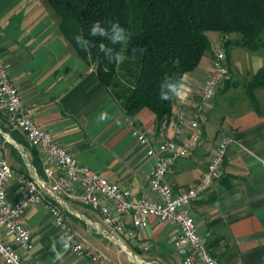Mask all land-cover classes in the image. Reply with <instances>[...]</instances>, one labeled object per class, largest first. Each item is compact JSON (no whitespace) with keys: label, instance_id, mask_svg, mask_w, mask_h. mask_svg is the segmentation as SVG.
<instances>
[{"label":"crops","instance_id":"1","mask_svg":"<svg viewBox=\"0 0 264 264\" xmlns=\"http://www.w3.org/2000/svg\"><path fill=\"white\" fill-rule=\"evenodd\" d=\"M59 24L60 18L48 0H0V59L10 65L9 77L22 103L33 108L32 120L80 164L131 190L135 197H152L149 175L155 161L146 155L148 146L139 144L131 130H138L157 148L159 130L154 115L143 109L134 117L124 116L109 90L99 84L94 66L77 56ZM212 34L210 52L204 54L193 72L183 76V95L177 97L172 110L181 111L185 118V131L178 143L188 136L191 113L210 72L213 47L223 39L220 33ZM234 51L238 48H231L226 60L228 77L200 116L199 142L188 157L169 167L165 179L174 192L192 187L211 161L219 140L233 135L237 143L228 147L218 174L205 194L191 205L190 213L203 243L214 241L212 251L219 264H264V88L253 92L256 111L241 81H248L264 66V51L238 52L233 62L230 57ZM226 80H230L228 85L234 84L224 91ZM234 87L242 89L240 99L233 95L220 99ZM217 107L218 116L214 112ZM102 114H106L104 119L100 118ZM0 127L11 141L5 148V158L13 171L6 198L13 204L21 198L18 179L34 175L26 163L33 167L38 180L44 175L38 152L23 135L7 130L1 116ZM164 136L172 139L169 131ZM81 195L82 191L75 188L73 197H62L59 206L77 236L112 264H134L116 244L96 231L95 224L106 228L99 214L80 202ZM47 200L24 218L33 249L25 252L9 240L12 248L30 264H92L70 252L45 208ZM124 224L131 229L132 217L125 218ZM175 232V226L149 219L147 228L133 239L123 232L118 237L125 249L145 261L182 264L170 244ZM0 264H4L1 259Z\"/></svg>","mask_w":264,"mask_h":264},{"label":"built area","instance_id":"2","mask_svg":"<svg viewBox=\"0 0 264 264\" xmlns=\"http://www.w3.org/2000/svg\"><path fill=\"white\" fill-rule=\"evenodd\" d=\"M223 41L225 40L222 39L213 47L210 72L198 94L195 109L190 116V131L184 141L178 143L177 140L185 131V118L181 111L172 113L159 124V140L155 149L145 135L135 128L131 130L132 137L139 144L148 146L146 155L155 161L149 175L152 197H135L131 190L120 188L75 160L51 134L32 120L33 108L24 106L18 89L10 80V65L0 59L2 122L7 130L23 135L27 144L38 152L44 175L43 180H38L33 167L26 163V167L34 175L20 177L18 191L21 198L13 204L7 201L6 188L13 171L5 158V148L11 141L0 127V259L4 264H30L12 248L9 240H14L25 252L33 249L30 235L24 227V218L29 210L42 204L46 198L49 200L45 202V208L55 227L61 231L70 252L92 264H112L104 255L93 252L77 236L59 208L62 204L61 198H72L75 188L82 191L80 202L96 211L106 228L103 230L95 224L96 231L124 251L132 263L159 264L156 261H145L125 249L118 235L123 232L128 239H133L147 228L149 219H154L176 227L170 244L176 250H185L186 257L182 259V264H219L198 235L190 208L208 190L221 168L228 147L237 143L235 137L227 135L219 140L211 161L192 187L174 192L165 178L169 167L177 160L188 157L199 142L200 116L211 104L220 84L228 77ZM167 131L172 134V139L164 136ZM21 155L26 160V155ZM128 216L132 217V228L129 230L124 224Z\"/></svg>","mask_w":264,"mask_h":264},{"label":"trees","instance_id":"3","mask_svg":"<svg viewBox=\"0 0 264 264\" xmlns=\"http://www.w3.org/2000/svg\"><path fill=\"white\" fill-rule=\"evenodd\" d=\"M60 18L59 29L77 56L94 66L99 84L109 90L122 113L134 117L150 111L159 124L171 116L177 96L168 85L180 87L183 76L193 72L211 43L208 33H220L226 60L231 48L264 51V0H48ZM109 30L113 23L124 29L125 42L90 34L94 23ZM81 36L89 42L82 46ZM230 36H235L231 39ZM112 49L111 59L100 45ZM119 54L122 59L117 61ZM226 80L227 91L233 84ZM264 88V66L243 84L253 109L254 90ZM169 93L162 100L160 93ZM214 241L204 246L214 257Z\"/></svg>","mask_w":264,"mask_h":264},{"label":"clouds","instance_id":"4","mask_svg":"<svg viewBox=\"0 0 264 264\" xmlns=\"http://www.w3.org/2000/svg\"><path fill=\"white\" fill-rule=\"evenodd\" d=\"M90 34L92 36H97V35H99L101 37L107 36L113 44L125 42V40H126V36L124 34V29L115 23H113L111 25L109 30H106L105 28L101 27L100 23L97 21L96 23L93 24ZM76 41L78 44H81L82 46H88L89 45V42L86 41L85 39H83V37H81V36H77ZM100 49H101V51L105 52L106 55H108L109 59H111L112 49L106 48L105 45H103V44L100 45ZM115 59L117 61H119L120 59H122V57L119 54H117L115 56ZM168 87H169V92L172 95L177 96V97H180L183 95V92H182V89L184 87L183 84L180 87H176L175 85L169 84ZM160 98L162 100H169L172 97L169 95V93L161 92ZM105 117H106V114H102L100 118L104 119Z\"/></svg>","mask_w":264,"mask_h":264},{"label":"rangeland","instance_id":"5","mask_svg":"<svg viewBox=\"0 0 264 264\" xmlns=\"http://www.w3.org/2000/svg\"><path fill=\"white\" fill-rule=\"evenodd\" d=\"M263 35H264V33H263ZM207 36H208V38H209V40H210V42H212V36H213V34L212 33H208L207 34ZM234 37H232L231 39H233ZM248 50H246V49H241V48H238V51H234V53H232L231 52V60L234 62L235 60H236V58L238 57V55H239V53H241V52H243V53H246ZM239 52V53H238ZM249 52V51H248ZM236 53V55H233V54H235ZM229 75V74H228ZM244 77V76H243ZM242 77V78H243ZM250 80V79H249ZM248 80V81H249ZM242 81V83L244 82V83H246L247 82V80H246V78H244V79H242L241 80ZM241 92H242V89L240 88V87H238V88H231V90L229 91V95H227V97L226 96H222V97H220V99L221 100H224V99H226V98H229L230 96H234V99H240L241 98ZM218 107L215 109V114L218 116L219 115V113H218Z\"/></svg>","mask_w":264,"mask_h":264},{"label":"water","instance_id":"6","mask_svg":"<svg viewBox=\"0 0 264 264\" xmlns=\"http://www.w3.org/2000/svg\"><path fill=\"white\" fill-rule=\"evenodd\" d=\"M176 253L178 254V256H179L181 259H183V258L186 257V252H185L184 249H179V250L176 251Z\"/></svg>","mask_w":264,"mask_h":264}]
</instances>
